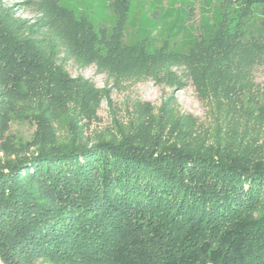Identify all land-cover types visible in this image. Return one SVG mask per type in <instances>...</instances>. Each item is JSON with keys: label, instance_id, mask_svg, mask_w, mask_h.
I'll return each mask as SVG.
<instances>
[{"label": "trees", "instance_id": "obj_1", "mask_svg": "<svg viewBox=\"0 0 264 264\" xmlns=\"http://www.w3.org/2000/svg\"><path fill=\"white\" fill-rule=\"evenodd\" d=\"M23 4L34 17L0 3V261L264 264V82L253 76L264 0H223L213 30L186 51L125 43L131 0H112L109 30L61 0ZM65 56L115 82L190 80L212 128L197 132L170 93L155 114L137 101L116 133L89 141L83 126L106 95L71 76ZM11 123L33 131L11 136Z\"/></svg>", "mask_w": 264, "mask_h": 264}, {"label": "rangeland", "instance_id": "obj_2", "mask_svg": "<svg viewBox=\"0 0 264 264\" xmlns=\"http://www.w3.org/2000/svg\"><path fill=\"white\" fill-rule=\"evenodd\" d=\"M23 1L0 0V3L13 6L16 15L21 18L34 17L36 12L34 7L23 4ZM222 1L131 0L123 28V41L132 44L145 40L151 48L158 47L165 41L171 49L186 51L194 45L201 34L213 30L221 11ZM61 3L72 9L76 15H83L94 25L107 30L114 22L112 0H61ZM60 57L63 55L60 54ZM63 64L71 76L80 75L89 79L106 95L100 100L96 118L83 126V136L89 141L101 133H116L114 120L128 122L137 101L148 103L155 114L163 97L170 93L175 97L176 110L179 113L190 114L196 120L197 132L209 133L212 128L209 107L198 98L190 80H186L185 86L181 89L168 87L152 78L115 82L106 73L98 71L93 64L82 66L70 56H65ZM253 76L257 83L264 82V63L255 67ZM32 131L33 127L28 123H11L8 133L11 136L17 132L28 136ZM67 131L63 126H58L56 135L59 139H67L70 136ZM250 131L247 129L246 133L251 134ZM5 157L6 153L0 149V161Z\"/></svg>", "mask_w": 264, "mask_h": 264}, {"label": "crops", "instance_id": "obj_3", "mask_svg": "<svg viewBox=\"0 0 264 264\" xmlns=\"http://www.w3.org/2000/svg\"><path fill=\"white\" fill-rule=\"evenodd\" d=\"M0 264H3V263L0 261ZM207 264H211V263H207Z\"/></svg>", "mask_w": 264, "mask_h": 264}]
</instances>
